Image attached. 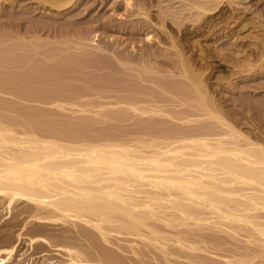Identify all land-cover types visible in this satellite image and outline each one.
I'll list each match as a JSON object with an SVG mask.
<instances>
[{
    "label": "bare ground",
    "instance_id": "bare-ground-1",
    "mask_svg": "<svg viewBox=\"0 0 264 264\" xmlns=\"http://www.w3.org/2000/svg\"><path fill=\"white\" fill-rule=\"evenodd\" d=\"M19 1L27 3L25 19L33 23H25L24 30L21 22L9 20V52L14 56L17 50L24 58L28 54L31 58L20 63L8 61L9 81L0 85V94L12 103L7 104V110L1 108L16 112V104L36 103L49 111L8 123L0 113V214L4 209L9 215L14 213L16 203L25 205L16 208L22 226L15 242L0 249V264L14 263L25 240L31 250L36 246L47 250L39 256H47L44 264H101L88 260L86 250L107 264H116V251H122L117 242H125L136 256L145 248L155 257L156 249L165 264H264V145L252 132L238 128L240 119H228L204 73L198 74L192 57H187L176 36L167 32L169 22L181 30L188 22L206 18L199 34L204 39L214 36L219 9L235 0H158L155 6L151 0H142L138 7L125 0V10L146 18L147 24L152 8L158 9L160 18L155 27L167 32L172 41L166 48L174 49L177 59H171L175 67L167 71L157 67L153 54L136 58L119 51L116 58L98 46L97 32H93L94 54L101 57L109 53L118 62L119 73L132 74L145 91L153 90L148 84L163 91L155 96L122 89L118 102L94 108L98 111L88 110V97L66 86L78 77H56V68L66 63L64 59L37 44L46 36L43 33L52 38L51 33L57 31L42 22L46 18L58 21L78 0H0V5L9 2L13 16ZM37 16L45 18L40 21ZM59 32L53 38L68 36V31ZM84 37L80 36L83 41ZM145 37L148 45L159 39L152 34ZM18 40L24 44L17 45ZM89 53L83 51L78 56L85 58ZM201 55L199 59L205 61L206 56ZM39 56L45 60L43 66L35 60ZM34 63L39 66L30 67ZM35 71L46 77H35ZM30 72L36 74L34 78ZM70 114L77 119L72 115L59 119ZM108 122L131 126L137 134L134 131V138L132 134L130 139L119 141L110 136L101 140L91 137L92 125ZM27 209H31L28 215ZM7 218L0 215V225ZM66 221L73 226L75 235L71 237L84 242V250L54 245L48 237L29 236L33 224L43 229ZM51 256L54 258H48ZM32 263L27 260L24 264ZM119 264L124 263L119 260Z\"/></svg>",
    "mask_w": 264,
    "mask_h": 264
},
{
    "label": "rangeland",
    "instance_id": "rangeland-1",
    "mask_svg": "<svg viewBox=\"0 0 264 264\" xmlns=\"http://www.w3.org/2000/svg\"><path fill=\"white\" fill-rule=\"evenodd\" d=\"M141 1L142 0H131V3L134 4L133 7L135 5L136 7H138V3H141ZM151 1L154 6L157 5L156 3H158V0ZM19 2L21 3L16 4L21 7L22 11H25V9L23 8L27 6V3H24V1ZM77 2V7L75 6L73 10L67 12L65 14L66 16H61L63 18H58V21H56L57 23L53 20L55 22L54 23L50 19L48 21L47 18L46 20H44V22H42L43 25L45 24L46 28H48V26L50 25L52 28L53 26H55L54 30H51L55 31L57 29V31H55L56 33L58 31H68V33H66L68 34L69 38L68 36L64 37L66 35L62 37L63 39L61 37L53 38V34H56L55 32L51 33L52 38H50L51 36L48 37L50 34L47 32L49 35L43 33V35L46 36H42L41 40L37 41V44L43 49L56 51V54L63 58L64 62H66L56 68L55 75L58 74L56 77H62V75H72L71 77H78L77 79L75 78V81H71V83L73 84H67L66 86H73L71 90H76L77 92L79 91V93L81 91L82 94L89 98V100L87 98V102L86 100H82L83 102L85 101L89 106L87 107L88 110L98 111V108H94L105 103L110 104L118 102L119 98L117 99V97H119V90L136 89L139 91H145L143 87L139 85V82H137L132 74L124 75V73L122 72L119 73V64L114 59V57L117 56L116 54H118L117 57H119V54L121 52H124L125 55L131 54L136 58L143 55H148L147 53H149L150 55L153 54L151 57L153 58L154 56V58H156L155 60L158 59L157 63L154 61L152 62L153 64L156 63L157 67L159 66L163 70H167L168 68L173 69L172 67H175V64L174 66L172 65L174 63L172 62V60L174 59L173 61H176L177 59L176 54H173L175 53V50L173 49V52L171 47H168L171 48L170 51L168 48H166L171 44L172 41L171 39H169L167 32H171L172 36H176V38L174 37L175 40L184 48L186 56L188 55L189 57H192L191 63L193 62V66L196 70H198V74L204 73L203 76L207 79V85L211 93L213 94V97L215 98L218 105H220L221 107L223 106V111L224 113L226 112V115L228 114V119L233 122L237 121L236 119H240L241 125L238 128L242 127L241 130L243 129L242 131H246V133L252 132V135L259 137L258 142L264 145V0H235L231 5L227 3L224 4L219 9V16L214 18L215 24L217 25L218 23L217 33L214 36H211L209 38L207 37L205 39L203 37L201 38V34H199L201 32L198 28L206 22V18H202L201 20L197 21V23L190 22L189 24L188 22L184 27H182L181 30H179L176 25H173L171 22H169V24H167V32H164L161 29L160 31L157 26L155 27V24H158L160 18L157 8H152L150 12V18L147 20V24V22L145 21L146 18L144 19L136 16L135 13H133V11L131 10H125V0H78ZM9 4V2H2V4L0 5V85L2 83L3 85L4 83L6 85V82L9 81L7 79L8 75H10V72L7 68L8 61H15L17 63H20L22 62V60L24 61L28 58H31V55L29 54L26 55L28 58H24L17 50H15L17 54H15L14 56H11V52H9L11 35L7 28H9L10 30L11 28L9 27L8 22L12 21L13 19L14 21H17L19 23L21 22L20 24L21 26H23L22 29H24V27L26 29V27L28 26L25 23H33V21H30V18L28 21V17L27 19H25L27 16V11L23 12L26 14L24 15L21 12L19 6H17V8L15 9L16 13L14 11L15 15L10 16ZM136 7L133 9H138ZM136 11L137 10H134V12ZM41 18L42 20L40 19V21H43V18L45 17ZM37 20L39 19L37 18ZM150 21H152L153 23ZM180 31L182 33H180ZM69 32L71 33L70 35ZM78 32L80 33V35ZM93 32H97L98 40H96V43L98 44V46L102 47L103 49L106 48L105 50L108 49L107 52L113 53L114 57H111L109 53H107L108 57L105 54L103 55H105L106 57L101 54V57L94 54V48L97 46H95L94 42H92V36L94 35ZM76 33H78V35ZM84 34V38H86V40L84 39L85 41L80 38V36L82 35L83 37ZM147 34H152L155 36L157 35V39H159L155 40L156 42L154 41V43L152 42V45L151 43H149L148 45L147 41L145 40V35ZM76 35L78 38H80L81 41L76 37ZM21 42L22 41L18 40L16 44L23 45L24 43ZM79 43L81 44L78 45ZM83 51H86L88 53L93 52V54L89 53L88 56H85V58H80L78 55H80ZM200 51L206 56V62L199 59V55H201ZM66 55H69V58H67ZM151 57L150 59L152 61L154 58L152 59ZM35 60H39V63L42 66L45 64V60L43 57L39 56ZM55 62L58 63V61ZM36 65L34 63L30 67H34ZM37 66H39V64ZM205 68L208 70H206ZM100 69L105 70L100 71ZM31 70L32 68L30 69V71ZM23 71L25 72L26 70ZM58 71L60 73H58ZM167 71L171 70L168 69ZM81 73L83 74V77ZM36 74L31 73L32 76L36 75L35 77H46V75L43 73L40 74L39 72H37ZM79 78H81L82 80L78 82L77 80ZM41 80L45 82L46 79ZM82 81L86 83H80ZM31 86L33 88L37 85ZM147 86H150L151 88H153V90L145 92H151L155 96L158 95V91L163 93L162 90L157 91L156 88L151 84H148ZM42 89L43 88H41L40 90ZM154 89L156 91H154ZM100 95L102 96L101 98ZM8 98L9 97L2 96L0 94V108L3 107L4 109H6L5 107L9 106L7 104L12 103H9L10 101L8 100L10 99ZM2 100L3 102H1ZM5 103L7 106L5 105ZM86 103L83 104L85 105ZM14 107L16 109V112L19 111V113L8 112L6 111L7 109L5 110V112L2 111V108L0 109V113H4L3 115L6 116L5 122L8 123L9 120L12 122H19L26 118V116L29 117L31 115V117H33L32 115L35 114V117L38 114L41 115L42 112L48 110L47 106L41 104L39 105L36 103H30L26 106L24 104H16ZM116 111H119V109H116ZM67 114L68 113H66L65 115ZM71 115L72 114L68 116H59V119L60 117H62L61 119H64L65 117L69 116V118H71ZM72 116H74L73 118L77 117V115L75 114H73ZM92 126L93 127L91 128V131L93 130L92 133L94 132V134H91V137H94V139L96 140H101L102 138H104V136H110L112 139L118 141L123 139L128 140L132 137L133 133L135 134L134 131H136L137 134V129L134 130V128L131 126H127L124 128L123 125H119V122H108L103 124L100 123ZM15 129L19 130V127ZM88 130L90 131V129ZM126 133L128 134V136ZM95 134H98L99 136ZM134 137L135 135L133 136V138ZM20 204L22 203H18V205L16 203L13 209L14 213L12 212L10 213V215L5 212L6 210L4 209V207L1 208V210H4L0 215H3L4 218H7L9 216L10 217L5 219L3 224L0 225V249L6 248L13 242H15L16 235L20 232L22 219L16 216V212L19 209L25 207L24 204ZM27 211L28 212L26 215L31 212V209H27ZM32 212L35 213V210H32ZM63 222H60L61 225L60 223H58V225L49 224L46 226L47 228L44 227L46 229H41V227L37 225L35 226L33 224L32 226H30L32 227V229L30 228L29 230V232H31L29 236H42L46 238L48 237L50 238L51 243L54 245L69 246L84 250V248H86L85 244L84 246H82V243L84 242H80L79 240H75L77 238L73 239L71 237L75 235L73 234L74 231H72V224L67 221L66 223ZM121 238L125 239L126 237H119V239ZM114 241L117 242V240ZM117 243H119V248H121L122 251H116L117 253H119V259L118 262L116 261V264H119V260L124 264H165L163 258L161 257V253H159L156 249H152L154 250L153 254L155 255V257H153L150 253L148 254L145 248L143 249V251L140 248L142 254L140 252L141 255L136 256L130 252V250L127 248L128 245L125 242ZM141 244L142 243H140V245ZM142 246L143 244L141 245V247ZM113 250H115V248ZM46 252L47 250H45V248H43L42 246H36L34 250H31L27 241L25 240L22 243V246L20 247L17 255L15 256L14 263L11 264H24L27 260L29 262H35L34 264H44L46 263V261L43 260L45 259V257L47 258V256H44L42 258L39 256ZM88 253V250H86V256H88V260L92 262L100 261L99 263L101 264H107V262L102 257H100V259L92 254L90 256V253ZM48 258H54V256ZM152 258H157V261H154V259Z\"/></svg>",
    "mask_w": 264,
    "mask_h": 264
}]
</instances>
